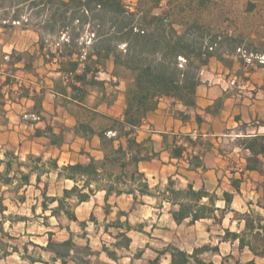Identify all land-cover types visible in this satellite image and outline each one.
Masks as SVG:
<instances>
[{
	"label": "trees",
	"instance_id": "16d2710c",
	"mask_svg": "<svg viewBox=\"0 0 264 264\" xmlns=\"http://www.w3.org/2000/svg\"><path fill=\"white\" fill-rule=\"evenodd\" d=\"M213 1L201 0V4L209 5ZM23 7L46 12V19L41 23L42 31L53 33L58 29L60 33H66L63 48L56 53L49 51L45 55L42 54L45 43L40 35L39 55L46 64L57 59V72L61 76L53 80L52 91L64 98L65 107L70 104L75 109L73 115L77 119L76 135L86 139L94 135L100 138L102 158L88 154L87 163L60 166L56 158L45 162L43 155L30 154L27 161L23 162L14 151H7L4 158L0 159V215L4 216L8 209L4 204L5 198L1 195L3 189L14 195L11 202L25 204L27 189L31 186L40 189L43 176L55 174L57 180L72 182L73 185L64 188L60 196H49V186L45 184L41 192L42 212L50 211L51 216L57 219L64 216L68 221L78 223L83 229L88 227V223L79 221L75 208L90 202L99 193H105L103 211L106 221L113 214L110 203L112 197L127 195L136 204L144 197L157 196V192L161 198V207L163 203H168L169 212L179 225H195L201 220L219 223L225 219L233 202V194L229 192H224L219 197L205 188L194 189L192 183L183 185L173 176L168 179L164 190L153 191L140 165L157 158L159 154L155 151L151 138L139 140V131L147 123L149 113L158 109L163 98L171 99L174 106L180 104L185 107L186 110H178L175 117L188 122L191 119L189 111L197 109V88L202 84V70L209 65L212 58L232 69L225 56H232L237 48H241V38L213 32L201 21L200 12L193 8L171 6L162 10L161 0H139L136 11L130 9L126 0H0L4 25L20 22ZM255 9V2H247L246 12L252 13ZM10 11L13 12L12 16ZM87 30L91 37L82 42L83 33ZM246 50L251 55L264 53V44L262 48ZM36 55L34 57L28 52L14 51L0 62V70L2 63L7 64L12 72L18 70L16 65L22 64L25 72L32 73L38 53ZM109 61L114 65L111 80L128 81L124 92L125 108L120 118L99 111L100 105L113 106L118 99L116 95L110 97L107 92L108 83L99 80L101 73L108 72ZM120 69L129 76L121 75ZM113 81L110 86L117 87L118 82ZM13 84L12 75H8L5 82L0 84L2 118L7 115L3 89L5 86L10 87L9 100L14 102ZM93 88L100 91L98 102L88 106L86 100ZM45 93L44 88L40 92H31L30 88L21 87L16 95L19 100L27 98L34 101L31 114L41 121ZM221 101H217L216 105L220 106ZM206 112L217 111L211 106L206 108ZM85 115L90 120H84L82 117ZM196 119L198 122L203 120L200 115ZM97 120L104 123L99 128L93 125ZM35 136L49 138L51 145L56 147H61L64 143V130L56 133L52 126L45 130L37 129ZM182 139L187 145L178 144L175 138L173 146L170 147L172 157L183 159L188 147L199 148V152L190 156L187 169H204L201 150L211 147V143L200 137L194 139L183 136ZM255 145L252 143L246 148L252 151ZM250 168L252 167L248 165L247 170ZM242 182L243 178H232L231 185L240 191ZM218 201H224L225 208L217 207ZM51 205L55 206L50 208ZM258 205L264 209L263 205ZM116 217L115 221L105 227V233L117 240L114 243L116 250L110 251L104 246L103 252L109 260L118 263L120 258L117 250H130V233L137 229L130 223L127 212L119 210ZM123 217L126 219L124 222ZM91 220L97 222L94 214L91 215ZM239 220L244 221V230L232 232L226 229L223 242L238 241L240 250L247 247L254 256L264 258V217L258 214L254 216L250 212L241 214ZM59 227L66 228L70 238L59 242L54 240L53 232H48L46 246L41 247L45 253L52 255L53 264H108L100 262L101 253L92 249L89 239L86 245L81 246L75 242L69 227L62 224ZM110 228L116 229L117 234L113 235ZM1 238L0 231V245H4ZM208 249L204 246L188 253L176 247L167 248L161 250L150 264H160V258L166 254L170 255V264H215L200 258ZM214 251L218 252L219 249ZM14 252H18L17 248H14ZM6 255L7 252H4V256ZM231 259L233 258H224L220 264H257L255 260L243 263L236 260L232 262Z\"/></svg>",
	"mask_w": 264,
	"mask_h": 264
},
{
	"label": "rangeland",
	"instance_id": "374dc122",
	"mask_svg": "<svg viewBox=\"0 0 264 264\" xmlns=\"http://www.w3.org/2000/svg\"><path fill=\"white\" fill-rule=\"evenodd\" d=\"M249 1L251 0H214L211 4H206V7L205 3L201 4V0H161L162 10L168 9V7L171 6L193 8L197 12H200L201 21L213 32L229 34L241 38V48H237L234 55L225 56L228 60V64H231L233 71L223 63V67H221V69L224 70L222 75L225 76L227 84L234 87L233 93L239 91V89L235 87L250 85L248 81L251 80L250 75L255 67L264 66V59H261L264 53L251 55L247 53L246 50L262 48L264 44V0H252L256 3V9L252 13L246 12V4ZM126 3L132 11H136L139 0H126ZM2 14L3 13L0 12V62H3L2 52L5 45L7 49H9V45L15 44L20 53H23L21 51H27L32 56L36 57V50L40 43V35H42L45 43L43 55L49 51L56 53L59 49L63 48L66 42V33L62 34L58 29L53 33L42 31L41 23L46 19V12H40V9L31 10L23 7L20 12V22H11L7 23V25L3 23ZM12 15L13 12L10 11V16ZM90 37L91 34L87 30L83 33V39H81V41H88ZM3 41H5V43H3ZM35 41H37L38 45L36 46L37 49L34 50L36 45ZM27 46L31 47V51L34 52L32 53L26 50ZM40 57L41 55H38L37 60ZM47 58L49 59L48 56ZM37 60L32 70V73L36 72V74L37 68H43V66L39 65L42 61L40 60V62L37 63ZM212 60L215 61L217 59L212 58L210 61ZM53 63L58 64L57 59H54ZM56 68L58 67H47V71L43 72L44 76L48 77V80H57L59 77L54 74ZM110 69L111 71L100 74L99 80H105L108 83L107 92L110 97L113 95L118 97L111 110V114L108 113V115L120 118L125 108L124 92L128 81L123 79L120 81L117 79H114L115 81L111 80V73L114 70V65ZM217 69L218 67L215 64L205 67L201 72L202 81L203 78L210 76L207 74L208 71L216 73ZM119 72L121 75L125 74V76H129L128 73L124 72L122 69H120ZM112 81L118 82L119 85L113 88L110 86ZM99 92L98 88L91 89L92 95L87 101L88 106H93L98 102ZM14 97L17 98V95H14ZM60 102L61 101H59V103ZM220 106H217L215 103L214 111H218ZM71 108L74 112L75 109L73 107ZM177 111L178 109L172 106V112L175 114ZM29 115L31 114H25L23 118L34 123L40 122V120H33L27 117ZM82 118L87 121L90 120L86 115ZM0 122L4 125L6 124V119L1 118ZM59 122L55 121V127L57 130L59 129V132L63 130L65 132L66 128ZM102 124L104 123L101 120H97L93 125L99 128ZM17 132L19 137L15 138V143H13L12 146L4 145V141L0 137V158H3L2 154L5 150H10L13 147L16 150L18 149L17 139L20 140V134H24L25 137H28V134L24 133V129L20 128ZM26 132H28V130H26ZM0 133V135H4L6 131L0 130ZM29 134L32 135V132H29ZM141 138H143V136H141ZM27 140L28 139H26V141ZM18 151L22 154V161H27L29 155L25 153V148L19 149ZM45 157V162L52 158V156L49 155ZM176 179L181 181L180 178ZM45 184L49 186V196H60L64 188H70L73 185L72 182L57 180L55 174H51L50 176L45 175L42 178L40 189L34 187L27 189V201L25 204L11 202L10 199L15 198L14 195L8 192L7 189L2 190L1 195L5 198L4 204L8 209L4 212V216L0 215L1 239L4 242V245H0V264H53L51 261L52 255L45 253L41 247L46 246L48 232H53L54 240L59 242L70 238L68 230L66 228H60L59 224L70 228L77 244L84 246L87 243V239H89L92 249L95 252L101 253L99 258L100 262L108 264H150L153 259L158 257V253L161 250L176 247L180 250L192 253L194 249L204 246H207L209 249L207 252L200 255V258L206 262L220 264L224 258L232 257L233 259L230 260L232 262L236 260L246 263L249 260H255L257 264H264V258H254L248 251L241 252L238 250L237 244L221 243V237L224 235L226 229H230L232 232H242L244 230V224L240 228L237 220H239L241 214L247 213L245 205L238 204L236 206L238 211L234 213L231 212L234 210L227 212L225 219L220 220L219 223L205 221L194 226H190L187 223H184L182 226H176L172 222V218L168 215V206L165 208H158L156 204H153L154 206L152 205V202L155 201L147 199V202L140 199L135 205L132 198L129 197H123L118 200L112 198L110 201L113 206V214L109 216L106 221V216L102 209L104 206L103 194L100 193L97 194L89 204L82 205L76 210L79 221H86L88 223V227L83 229L78 223L70 222L64 216L57 219L51 216L50 211L46 213L42 212L41 204L43 199L41 197V192ZM181 184L184 185L185 183L182 182ZM156 187L160 188L156 191H162L166 186ZM218 196L222 197L223 194ZM132 204L135 205V207H133L134 209L131 208V206H133ZM263 204L264 202L262 205ZM54 206L55 205H51L50 208ZM95 206L98 207L95 208ZM152 207H154V210ZM33 208H35V211H33ZM122 209L129 210L130 223L133 228L137 229V232L130 233L132 244L129 251L117 250L120 261L116 263L109 260L103 252L104 246L110 251L116 250L114 243L117 242L115 238L105 233V227L108 223L117 219L116 213ZM253 210H255V214L253 213L254 216L258 214L264 217L261 212L256 211V206H254ZM91 212L93 214L95 212L97 222L91 220ZM125 220V217H123L122 221L124 222ZM47 225L49 227H47ZM110 232L113 235L117 234V230L114 228H110ZM14 248H17L18 252L15 253ZM216 248L219 249L218 252L214 251ZM4 252H7L6 256H4ZM32 260H36L37 262L33 263ZM57 264L61 263L58 262ZM69 264L74 263L71 262ZM160 264H170V255L166 254L162 256L160 258Z\"/></svg>",
	"mask_w": 264,
	"mask_h": 264
},
{
	"label": "crops",
	"instance_id": "0c3cea01",
	"mask_svg": "<svg viewBox=\"0 0 264 264\" xmlns=\"http://www.w3.org/2000/svg\"><path fill=\"white\" fill-rule=\"evenodd\" d=\"M3 43H5V41H3ZM35 44L34 50L37 49V41H35ZM30 48L31 47L27 46L26 50L33 53L34 51H31ZM14 51L20 53L15 44L9 45V49H7L5 45L2 52V60L6 55H11ZM21 52L26 53L27 51ZM36 53L39 55V46ZM6 60H8V57ZM40 60L42 62H40ZM215 61H210L208 66L215 64L218 69L216 73L208 71L207 74L210 76L203 78L202 84L197 88V109L189 111L191 119L188 122H183L175 117V114L172 112V106L180 111H185L186 109L180 104L174 106L173 101L169 98H163L159 103L158 109L149 113L147 123L139 131V140L143 141L151 138L153 140L154 149L159 156L149 162L141 163L140 167L146 174L150 186L155 192L160 189L156 186L165 187L168 183V179L173 176L175 179L180 178L181 181L185 183L184 185L192 183L196 190L205 188L208 192L216 193L220 196L224 192L233 194V202L230 207L231 210H234L231 211L233 213L238 211L236 206L239 204L246 206L247 213L251 212L254 214L255 210H253V208L256 206V211L261 212L264 216V209L258 205L260 203L262 205L264 202V66L255 67L250 75L251 80L248 81L250 85L235 87L239 89V91L233 93L234 87L227 84L225 76L222 75L224 70H222L221 67H223V64L218 60ZM39 62V65L43 66V68H37V74L36 72H25L22 64L16 65L18 70L15 72L9 70L7 64H1L0 84L5 82L8 75H12L14 80L12 92H14V95L17 94L21 87L30 88L31 92H40L43 88L46 90L42 103L43 120L34 123L23 118L25 114L32 113L35 104L34 101L27 98L19 100L18 96L15 98L13 95L12 98H14L15 101L11 102L9 100L10 87H4L3 92L5 93V109L7 115L4 118L6 119V124L3 125L0 122V130L6 131L4 135H0L4 141L3 144L12 146V144L15 143V138L19 137L17 131L21 128L24 129L25 134H28V137H25L24 134H20V140L17 139L18 149L16 150L14 147L10 149L13 150L16 155L20 156V158L22 154H20L18 150L24 148L27 155H43L44 158L49 155L52 156V158H56L60 166L74 163H87L89 161L88 154L96 158H102L100 138L94 135L86 139L75 134L77 119L75 115H73L72 105L68 104L66 107L63 105L62 102H64V98L61 95H56L52 91L54 79L48 80V77L43 74V72L47 71V67H58V64H46L42 56L37 60V63ZM111 67H113V64L112 61H109L108 71H111ZM231 71H233V68ZM54 74H56L57 77L61 76L60 73L57 72V68L54 70ZM91 95L90 92L86 104ZM219 100H222L219 110L216 113H207L206 108L212 106L214 110L215 103ZM59 101L61 102L59 103ZM113 106L102 104L99 106V111L105 114H111ZM197 115L202 117L203 120L201 122L197 121ZM1 118L2 117H0V119ZM55 121H60L59 123L66 128L64 132V143L61 147L51 145L49 138L45 136H35V131L37 129L45 130L48 126H52L54 131L59 133V129L57 130L55 127ZM26 130H28V132H26ZM29 132H32V135H30ZM141 136H143V138H141ZM183 136H191L194 139L200 137L211 143V147L201 150L202 161L205 165L204 169H187L190 156L192 153L199 152V148L188 147L183 159H175L172 157L170 147L173 146L175 138H177L178 144L187 145L182 139ZM26 139L28 140L26 141ZM252 143L256 145L253 150L250 151L246 146ZM7 151L9 150H5L2 154L3 158ZM248 165L252 168L247 170ZM232 178H243L240 191L232 187ZM101 194H103L104 202L105 193ZM155 194L157 196H147L142 200L145 202H147V200L155 201L152 202V205L156 204L158 208H165L168 206V215L172 218L169 212L170 205L168 203H163V207H161L162 202L161 198L158 196L159 193L157 192ZM123 197L132 198L127 195L112 198L118 200ZM90 202L77 206L76 210L80 206L87 205ZM134 204H132L133 206H131V208L135 207L136 204ZM96 207L98 206H95V208ZM217 207L225 208V202L218 201ZM152 209L154 210V207H152ZM122 211L129 212V210L127 211L124 209H122ZM92 214L91 212L90 216ZM205 221L213 222L212 220H201L196 224ZM172 222L176 226L183 225L177 224L173 218ZM237 222L240 228L244 224V221L240 222V220H237ZM221 243L237 244L238 250H240L238 241L223 242L222 240ZM240 251H248L251 253L247 247ZM253 257L259 258L254 255Z\"/></svg>",
	"mask_w": 264,
	"mask_h": 264
},
{
	"label": "built area",
	"instance_id": "2783aa9c",
	"mask_svg": "<svg viewBox=\"0 0 264 264\" xmlns=\"http://www.w3.org/2000/svg\"><path fill=\"white\" fill-rule=\"evenodd\" d=\"M261 59H264V55L261 56ZM27 117H30V118L33 119V120H39V118H38L36 115H33V114H31V115H29V116H27Z\"/></svg>",
	"mask_w": 264,
	"mask_h": 264
}]
</instances>
